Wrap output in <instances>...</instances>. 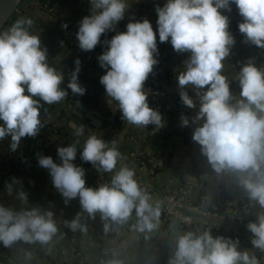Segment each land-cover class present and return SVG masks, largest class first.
I'll return each instance as SVG.
<instances>
[{
    "label": "clouds",
    "instance_id": "clouds-1",
    "mask_svg": "<svg viewBox=\"0 0 264 264\" xmlns=\"http://www.w3.org/2000/svg\"><path fill=\"white\" fill-rule=\"evenodd\" d=\"M90 14L79 22L76 31L78 47L89 52L102 44L101 36L114 32L103 41V50L97 56L104 69L99 78L105 93L118 103L122 118L137 127L150 124L162 126L161 114L147 101L144 84L158 63L157 33L159 42L170 40L177 53H188L184 69L176 75L180 99L189 108L196 105L185 88L191 85L204 89L199 96V110L193 122L202 120L195 128L192 139L201 146L212 168L220 173L232 170L246 173L240 183L251 200L264 207V70L249 62L238 74L240 97L235 99L229 90L222 61L229 55L234 37L227 31L228 17L221 9L230 12L235 4L239 15L240 33L244 42L264 48V0H165L155 6L156 31L147 18L129 19L126 30L117 31V25L128 10L127 0H89ZM31 19H20L7 31L0 33V140L10 137V151L15 152L21 139L36 137L44 125L40 119L41 101L51 105L63 101L68 92L61 87L65 74L50 66L47 49L41 46L37 35L30 34L27 25ZM61 27L67 29V23ZM155 54V55H154ZM69 74L67 89L84 95L78 74L81 61L76 58ZM207 86V87H205ZM232 103L230 101L234 100ZM181 127L189 119L181 114ZM73 134H84V125H73ZM75 143L58 146L60 163L51 156L38 155V165L47 169L53 187L60 192L67 205L79 198L80 206L89 217L99 212L102 220L124 223L135 209L139 231H152L158 226L160 207L149 202L151 196L141 189L134 179L135 171L121 167L110 184L98 188L85 186V169L73 163L77 154ZM122 153L117 141L106 142L92 134L84 142L80 159L97 170L112 172ZM21 183L13 177L5 184L9 194L12 184ZM22 188V184H21ZM20 200L27 202V193L18 191ZM51 211L41 213L38 208L15 211L0 205V242L10 246L16 241L48 243L57 231ZM77 213L68 226L72 230L86 231ZM153 221H156L154 223ZM258 222H250L252 245L264 251V214ZM105 224V231L108 230ZM239 241L222 236L213 237L209 231L195 234L191 231L179 236L168 264H258L255 256L238 251ZM109 264H120L113 260Z\"/></svg>",
    "mask_w": 264,
    "mask_h": 264
},
{
    "label": "crops",
    "instance_id": "crops-1",
    "mask_svg": "<svg viewBox=\"0 0 264 264\" xmlns=\"http://www.w3.org/2000/svg\"><path fill=\"white\" fill-rule=\"evenodd\" d=\"M127 3L129 7L124 16L125 26L119 22L117 31L126 29L129 19L147 18L155 32L157 28L155 6H162L165 0H127ZM44 4L49 5L51 9H46ZM231 9L230 12L219 10L228 17L227 31L235 41L230 47L229 55L222 61L221 74L225 76L232 96L235 99H242L239 95L238 74L242 66L249 62L258 69L264 70V48H259L250 42L245 43L244 34L239 38L233 35L238 9L235 4L231 5ZM88 14H90L89 0H42L41 2L24 0L4 29L0 31V33L7 31L17 20L31 19L32 25L25 27L30 34L37 35L41 46L47 49L49 65L65 74L61 87L68 92L67 97L60 103L46 104V114L42 116V121L51 139L43 140L36 136L31 138V143H27L22 138L20 147L12 153L10 168L6 167L5 162L9 139L6 137L0 140V205L15 211L32 208H38L41 213L51 211L57 227L56 233L48 243L42 244L39 241L30 243L34 248L31 250V257L20 245L11 244L9 249L16 264L19 262L69 264L73 254V235L59 226L68 225L76 218L77 213L82 216L80 202L75 198L65 205L64 198L52 185L48 170L41 168L37 160L38 155H48L44 151L45 147L49 149L58 147L53 139L60 141L62 146H65L66 139L70 144L79 141L76 144L77 148L83 147L87 137L92 134L99 138L103 137L109 144L111 141H117L122 158L117 161V166L112 172L104 173L112 178L121 167L133 169L137 183L149 186L147 193L151 196L150 203H163L166 196L177 194L186 186L187 193L183 196L186 205L194 203L199 196H206L212 203L230 202L232 207L234 205L239 207L246 202L249 209L248 218L252 222H258L257 217L264 214V207L251 200L241 185V178L246 177L247 174L232 170L217 173L201 152V146L192 139L193 131L203 122L202 120L193 122V119L199 110L200 100L197 91L202 94L204 89L197 90L191 85L184 89L196 105L189 108L180 99L181 89L176 80V75L183 71L184 61L189 54L175 52L169 40L164 42L163 52L156 57L158 62L167 59L161 72L165 75L160 73L158 77V89L162 98V108L158 110L162 116L161 127L152 124L137 127L125 121L121 113L119 122L115 125V117L119 111L118 103L106 95L103 85L99 82L104 69L99 66L97 56L102 50L95 47L89 52L82 51L78 47L76 31L71 25L78 19L77 17L82 18ZM62 23H67V29L61 27ZM76 58L81 61L78 80L86 89L82 96L73 94L67 89L69 74L75 67ZM144 89L147 99L150 98L152 88L144 84ZM235 99L230 102L234 103ZM181 114L189 119L188 126L181 127ZM73 125H84V134L75 136ZM142 153L149 161L141 162ZM13 177L18 178L21 183L12 184V192L9 194L5 184L11 183ZM19 190L27 193L26 203L20 200ZM235 210L232 217L229 216L232 219L227 221L234 222L233 216L238 215ZM184 212L188 214V209H184ZM137 223L138 219L130 216L123 227L112 231L118 223L111 221L110 218L102 220L99 212L94 218L87 214L84 225L86 231L80 230L76 237L83 262L109 264L110 261L116 260L120 264H168L179 236L189 231L197 235L209 231L213 237L237 238L238 251H247L249 256L256 257L258 264H264V251L255 248L241 232L217 233L191 225L196 229L194 231L193 228L183 227L176 220L164 222L160 216L158 226L152 231H139L136 227ZM105 224L109 226L107 231Z\"/></svg>",
    "mask_w": 264,
    "mask_h": 264
},
{
    "label": "built area",
    "instance_id": "built-area-1",
    "mask_svg": "<svg viewBox=\"0 0 264 264\" xmlns=\"http://www.w3.org/2000/svg\"><path fill=\"white\" fill-rule=\"evenodd\" d=\"M44 7L48 10H50V6L47 4H44ZM242 16L239 15L238 12V18L237 21L235 22L234 25V30H233V35L236 38H239L242 33H240L239 28H238V24L239 22H242ZM79 22L80 19H76L71 25L73 27V29L77 30L78 26H79ZM122 23V25H125V19L120 21ZM122 31V30H120ZM111 36L110 34H106V35H102L101 36V42L102 44H98L96 46L97 49L103 50V47H106V45H103V41L110 39ZM163 71V68L159 65V62L154 65L153 67V71L149 74L146 82L150 83L151 85H149L150 88H152V93L150 94V101L148 102L149 106L151 108H153L154 110L158 111L162 108V98L160 96V92L158 89V77L159 74ZM199 107V106H198ZM9 139V143H8V149H7V154H6V158H5V162H6V167L10 168V166L12 165L11 163V157H12V151H10L9 145H10V137H8ZM57 148V147H54ZM53 160L57 163H60V159L59 157H53ZM75 160L77 162H80V158L79 156L76 154V158ZM140 160L142 163L149 161L148 157L145 154H141L140 155ZM100 179H102V177H99ZM104 180V179H102ZM111 182V181H110ZM110 182L107 181H103V184H110ZM139 187L143 190H145L147 192V189L144 187V185H140L138 184ZM187 193V188L186 186L184 188H181V190L177 193V194H173V195H169L166 196L163 199V203L159 202V203H152V205L155 207L156 205H159L160 207V211L163 213V217L162 219L164 220V222H168V221H172V220H176L178 221L182 226H190V225H195L197 226L199 229L203 228L204 225H207L209 228H213V227H220L214 224H208L205 222H199L196 221L195 219H193L190 215H188L187 213L184 212V209H188L189 211H193V212H199L202 214H206L208 216H212L218 219H222V220H228V219H232L231 217H229V215L226 212H220L221 209V205L219 203H212L209 202L206 196H202L200 198V200L197 202L195 201L194 203L190 204V205H186L183 202V196ZM223 204L225 206H230V202H223ZM240 210H241V214L237 215L236 218H233V221L239 224H243V225H248L250 222H252L249 218H248V204L246 202H243L240 205ZM83 211V209H82ZM84 212V211H83ZM80 218V216H79ZM125 225L124 223H118L117 227L112 228V231H117L118 228H121ZM223 231L228 232L229 229L223 228L221 227ZM236 231H233V233ZM240 233V232H237ZM73 242H75V234H73ZM245 239L247 241H251L252 239V235L251 234H243ZM26 253L28 256H32L31 254V250L30 249H25ZM75 256H77L78 262L79 264H85L82 260V256L80 252H74L73 253Z\"/></svg>",
    "mask_w": 264,
    "mask_h": 264
},
{
    "label": "trees",
    "instance_id": "trees-1",
    "mask_svg": "<svg viewBox=\"0 0 264 264\" xmlns=\"http://www.w3.org/2000/svg\"><path fill=\"white\" fill-rule=\"evenodd\" d=\"M41 1L42 0H40V2ZM43 3H45V2H43ZM77 18L81 20L80 17H77ZM121 30L124 31L126 29L123 28ZM75 31H77V30L75 29ZM107 34H110V36H112L115 33L108 32ZM163 46H164V43L159 42L158 33H157V47H158L159 54L163 52V49H164ZM165 61H167V59H164L163 62H160L159 61V65L161 67H163V65H165L164 64ZM166 72H168V70H166ZM145 84L147 86L151 85L148 82H145ZM78 100L81 101V99H78ZM147 101L149 102L150 101V98H148ZM40 103L42 105V107L40 108V119H41V122L44 125V127L41 128V130H40L39 134L37 135V137H41L43 140H50L51 139V136L46 133V130H45L46 125L42 121V116H44L46 114V104L43 101H41ZM24 139H25V141L27 143H31V138L25 137ZM52 141L54 143L58 144V146H62L60 144V141H58L56 139H53ZM68 144H70V141L66 139L65 146H67ZM82 150H83V147L77 148V155L79 156V158H80V153L82 152ZM44 151H45V153H47L48 155H50L52 158L53 157H58V155H57V148L49 149V148H46L45 147L44 148ZM73 163L76 164V165H79V166H81V167H83L85 169V186L86 187H91V188L95 189V188H98L100 185H103V181L104 180L107 181V182H110L111 179H112V178H109L103 171H101V170L98 171L97 168L94 167L93 165H91L90 163L87 162L86 164H84V162L81 161V159H80V162H77L76 160H74ZM99 177H102V179H104V180L100 179ZM144 187L147 190L149 188L148 185H144ZM201 197L202 196H199L196 201L198 202ZM76 199L79 202V198L77 197ZM152 203L153 202H151V204ZM219 204L221 205L220 212H226L229 216L232 217V213H234V210L236 209L237 210V214L238 215L241 214L240 205H239V207H238V205H236V206L234 205L233 207L232 206H228L227 207V206H225L223 204V202H219ZM86 215H87V212L84 211L83 214H82V216L79 218V222H80L81 225H85ZM131 216H134V217H136V219H138L137 216H136V213H135V209H133ZM160 217H163V213L161 211H160ZM236 217L237 216H233V218H236ZM183 227H185L187 229L193 228L194 231L196 230L191 225L190 226H183ZM59 228H61L62 230H64L65 232H67L70 235L75 234V238L78 237V234H79V231H80L79 228L76 229V230H72L68 225H61V226H59ZM201 229H203V230L209 229V230L215 231L217 233L218 232L220 233L221 231H223L221 227L209 228L207 225H204L203 228H201ZM231 233H233V232L232 231H228V234H231ZM73 237H74V235H73ZM233 239L234 240H238L237 238H233ZM13 244L20 245L23 249H26V248L27 249H30V250H33L34 249L33 246L30 244V242H26V241H22V240L16 241ZM74 252H80L79 245L77 244V238H76V240L74 242L73 253ZM0 260L2 262L6 263V264H16V261L12 258L11 251L9 249V246H4L3 242H0ZM69 264H79L78 259H77V256H75L74 254H72V257H71V260H70V263Z\"/></svg>",
    "mask_w": 264,
    "mask_h": 264
},
{
    "label": "water",
    "instance_id": "water-1",
    "mask_svg": "<svg viewBox=\"0 0 264 264\" xmlns=\"http://www.w3.org/2000/svg\"><path fill=\"white\" fill-rule=\"evenodd\" d=\"M34 1V0H32ZM24 2V0H0V31L5 27L6 23L12 18L15 12L18 10L19 6ZM165 75V73H161ZM120 111L117 112L115 117V125L119 122ZM103 139V137H102ZM87 162H84L86 164ZM188 215L193 219L208 223L214 224L232 231L251 234L250 230L247 228V225L239 224L236 222H231L227 220L218 219L206 214L199 212H193L188 210ZM0 264H6L0 260ZM19 264H23L19 262Z\"/></svg>",
    "mask_w": 264,
    "mask_h": 264
}]
</instances>
